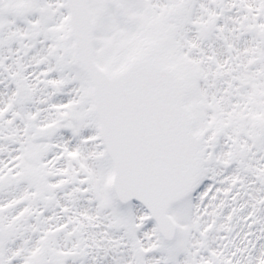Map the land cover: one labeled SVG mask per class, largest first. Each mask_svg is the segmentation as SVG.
<instances>
[{
	"label": "snow or ice",
	"instance_id": "snow-or-ice-1",
	"mask_svg": "<svg viewBox=\"0 0 264 264\" xmlns=\"http://www.w3.org/2000/svg\"><path fill=\"white\" fill-rule=\"evenodd\" d=\"M0 264H264V0H0Z\"/></svg>",
	"mask_w": 264,
	"mask_h": 264
}]
</instances>
